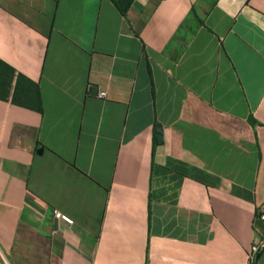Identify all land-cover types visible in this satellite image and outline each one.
Segmentation results:
<instances>
[{"label": "crops", "instance_id": "obj_1", "mask_svg": "<svg viewBox=\"0 0 264 264\" xmlns=\"http://www.w3.org/2000/svg\"><path fill=\"white\" fill-rule=\"evenodd\" d=\"M0 61V264H248L264 0H0Z\"/></svg>", "mask_w": 264, "mask_h": 264}, {"label": "trees", "instance_id": "obj_2", "mask_svg": "<svg viewBox=\"0 0 264 264\" xmlns=\"http://www.w3.org/2000/svg\"><path fill=\"white\" fill-rule=\"evenodd\" d=\"M112 1L122 11V13H126L132 4V0ZM16 77L14 69L0 61V99L7 100L9 98L10 90ZM17 80L18 83H23L25 85V93L22 96L15 95L13 98L14 103L20 104L26 108L41 111V98L38 86L23 76H18Z\"/></svg>", "mask_w": 264, "mask_h": 264}, {"label": "built area", "instance_id": "obj_3", "mask_svg": "<svg viewBox=\"0 0 264 264\" xmlns=\"http://www.w3.org/2000/svg\"><path fill=\"white\" fill-rule=\"evenodd\" d=\"M100 96H104V93H101ZM55 217L58 220L71 223L72 220L66 215L62 214L59 211L55 212ZM258 218L264 222V212H261L258 215ZM264 251V237L260 240L254 242L250 249L248 250V264H258V257Z\"/></svg>", "mask_w": 264, "mask_h": 264}, {"label": "water", "instance_id": "obj_4", "mask_svg": "<svg viewBox=\"0 0 264 264\" xmlns=\"http://www.w3.org/2000/svg\"><path fill=\"white\" fill-rule=\"evenodd\" d=\"M159 136L161 137V131L159 132Z\"/></svg>", "mask_w": 264, "mask_h": 264}]
</instances>
